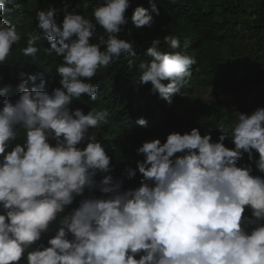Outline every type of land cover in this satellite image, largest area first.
Returning a JSON list of instances; mask_svg holds the SVG:
<instances>
[{"label": "clouds", "instance_id": "clouds-1", "mask_svg": "<svg viewBox=\"0 0 264 264\" xmlns=\"http://www.w3.org/2000/svg\"><path fill=\"white\" fill-rule=\"evenodd\" d=\"M149 3L151 12L138 6L131 16L137 28L151 27V13L159 12L153 0ZM6 5L20 6L17 0H0V14ZM129 7L130 0H102L93 8L95 22L65 9L60 24L55 7L36 11V27L50 42L45 52L62 56L56 68L60 87L43 90L41 74L40 83L29 89L28 80L37 76L24 79L21 72L19 97L2 100L0 264H20L22 258L26 264H264V177L252 175L251 166L237 165L244 153L252 160L255 150L256 167L264 173V107L239 113L230 128L221 122L215 127L221 133L217 141L193 127L169 133L163 143L159 138L143 142L136 151L144 159L136 169H125L128 178L137 170L142 174L140 186L127 190L122 181L113 183L111 158L96 133H89L108 123L109 110L92 108L85 114L70 108L82 94L96 98L98 85L90 81L98 69L121 56L135 57L133 43L119 37ZM97 25L107 37L92 43ZM39 39L28 34L24 56L35 58ZM163 39L170 50L162 51L161 41L153 39L147 48L153 59L140 61L135 77L150 82L152 91L171 104L189 82L196 59L178 50L179 37ZM20 40L16 26L0 18V64ZM189 44L185 40L184 48ZM135 63L129 59V69ZM138 124L147 121L140 118ZM21 129L23 142L13 146ZM228 137L234 148L225 146ZM86 189L109 195L85 197L61 217ZM246 208L251 216L244 215ZM58 217L48 246L33 248Z\"/></svg>", "mask_w": 264, "mask_h": 264}, {"label": "trees", "instance_id": "trees-1", "mask_svg": "<svg viewBox=\"0 0 264 264\" xmlns=\"http://www.w3.org/2000/svg\"><path fill=\"white\" fill-rule=\"evenodd\" d=\"M244 1L175 0L172 3L171 0H153L159 9L158 14L151 13L153 24L151 27L137 28L131 21L135 8L142 6L151 12V5L149 0H130V7L125 13L129 18L128 23L123 26L119 37L133 43L135 57L121 56L108 68L98 69L90 81L98 85L96 98L93 100L82 94L79 100L74 98L70 104L71 109L80 108L85 114L92 108H106L111 113L107 124L89 129V133H96V138L110 156L113 183L122 181V190L140 186L142 174L137 170L134 177L128 178L125 169H136L137 161L144 159V155L136 151L143 142L159 138L163 143L169 133L184 134L193 127L198 128L201 135L210 132L212 140L217 141L221 133L215 127L221 122L230 128L238 119L239 113L250 115L257 108L264 107V0H254L249 5H244ZM101 2L102 0H17L19 7L6 5L0 18L16 26L21 40L12 46L5 63L0 64V107L3 98L7 97L15 102L19 97L22 91L18 86L21 72L26 74L24 79L31 75L37 76L35 81L28 80L25 87L29 89L33 84L40 83L41 74L46 81L43 90L51 93L54 88L60 87L56 68L62 62V56L54 51L52 55L45 52V48H50V42L36 27V11L46 10L49 6L55 7L58 10L55 14L58 24L62 23L65 9L95 22L93 8ZM245 6L249 9V17L240 19L242 12L246 13ZM29 33L40 37L37 41L39 51L35 58L22 53V48L27 46ZM165 35L179 37L181 49L178 50H184L196 59L189 82L179 94L173 96L171 104L152 91L150 82L142 84L135 77L140 61L149 62L153 59L147 54V48L151 46L153 39L161 41L159 47L162 51L170 50L169 45L164 42ZM101 36L106 38L107 33L97 25L91 42L99 43ZM185 40L190 41L186 49L183 46ZM228 43H239L244 49L230 55L228 50H224ZM129 59L136 62L132 69L127 64ZM197 87L213 89L210 91L209 103L186 105L184 97L192 94ZM140 118L146 119V126L138 124ZM23 138L24 131L21 129L13 146L15 143H22ZM224 144L234 148L230 137L224 140ZM83 146L85 145H80ZM258 158L259 153L253 150L252 160L244 153L237 165L251 166L252 175L264 177V173L255 164ZM101 177L102 174L97 173L95 179L99 181ZM107 195L109 194L98 190L90 192L86 189L65 208L61 217L78 207L80 200L85 197L99 198ZM244 215L251 216V209L246 208ZM61 217L50 225L52 231L42 234L41 240L33 248L40 244L48 246V239L55 235ZM20 264H26V261L22 258Z\"/></svg>", "mask_w": 264, "mask_h": 264}, {"label": "rangeland", "instance_id": "rangeland-1", "mask_svg": "<svg viewBox=\"0 0 264 264\" xmlns=\"http://www.w3.org/2000/svg\"><path fill=\"white\" fill-rule=\"evenodd\" d=\"M254 0H245L244 5H249L253 2ZM243 5V6H244ZM242 6V5H240ZM246 7V6H245ZM248 7L245 8L246 13L242 12L241 17H249L248 12ZM232 20H235V18H232ZM244 49L239 43H234V45H231V43H228L227 45L224 46V50H228L230 55L236 54L239 50ZM213 89H205V88H195L194 92L192 94L186 95L184 98V103L186 105H193V106H199L201 102H206L209 103V98H210V91Z\"/></svg>", "mask_w": 264, "mask_h": 264}]
</instances>
